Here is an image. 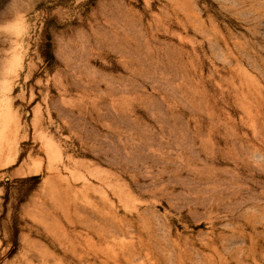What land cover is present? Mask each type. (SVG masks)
<instances>
[{
  "label": "rangeland",
  "instance_id": "obj_1",
  "mask_svg": "<svg viewBox=\"0 0 264 264\" xmlns=\"http://www.w3.org/2000/svg\"><path fill=\"white\" fill-rule=\"evenodd\" d=\"M0 264H264V0H0Z\"/></svg>",
  "mask_w": 264,
  "mask_h": 264
},
{
  "label": "trees",
  "instance_id": "obj_2",
  "mask_svg": "<svg viewBox=\"0 0 264 264\" xmlns=\"http://www.w3.org/2000/svg\"><path fill=\"white\" fill-rule=\"evenodd\" d=\"M50 46H51V44H50V42H48V43L46 44L47 54H48V56L52 57L53 55H52V53H51Z\"/></svg>",
  "mask_w": 264,
  "mask_h": 264
}]
</instances>
